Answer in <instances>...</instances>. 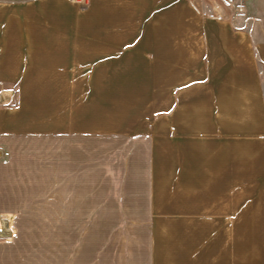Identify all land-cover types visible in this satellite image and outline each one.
Wrapping results in <instances>:
<instances>
[{
    "label": "crops",
    "instance_id": "obj_1",
    "mask_svg": "<svg viewBox=\"0 0 264 264\" xmlns=\"http://www.w3.org/2000/svg\"><path fill=\"white\" fill-rule=\"evenodd\" d=\"M107 75L161 77L179 264H264V0L0 5V90Z\"/></svg>",
    "mask_w": 264,
    "mask_h": 264
},
{
    "label": "rangeland",
    "instance_id": "obj_2",
    "mask_svg": "<svg viewBox=\"0 0 264 264\" xmlns=\"http://www.w3.org/2000/svg\"><path fill=\"white\" fill-rule=\"evenodd\" d=\"M69 78L0 90V264H179L161 77Z\"/></svg>",
    "mask_w": 264,
    "mask_h": 264
},
{
    "label": "built area",
    "instance_id": "obj_3",
    "mask_svg": "<svg viewBox=\"0 0 264 264\" xmlns=\"http://www.w3.org/2000/svg\"><path fill=\"white\" fill-rule=\"evenodd\" d=\"M74 5L80 7H87L89 0H70ZM226 4L233 6L242 3L243 0H225Z\"/></svg>",
    "mask_w": 264,
    "mask_h": 264
},
{
    "label": "bare ground",
    "instance_id": "obj_4",
    "mask_svg": "<svg viewBox=\"0 0 264 264\" xmlns=\"http://www.w3.org/2000/svg\"><path fill=\"white\" fill-rule=\"evenodd\" d=\"M2 221H7V220H2ZM0 235H3L2 233H1V231H0ZM7 237V236H6Z\"/></svg>",
    "mask_w": 264,
    "mask_h": 264
}]
</instances>
